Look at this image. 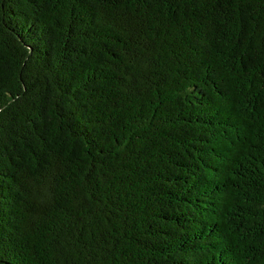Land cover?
<instances>
[{"label": "trees", "instance_id": "16d2710c", "mask_svg": "<svg viewBox=\"0 0 264 264\" xmlns=\"http://www.w3.org/2000/svg\"><path fill=\"white\" fill-rule=\"evenodd\" d=\"M0 264H264V0H0Z\"/></svg>", "mask_w": 264, "mask_h": 264}]
</instances>
